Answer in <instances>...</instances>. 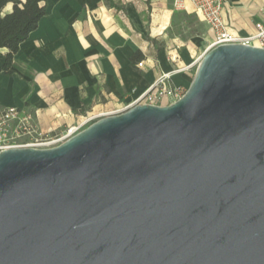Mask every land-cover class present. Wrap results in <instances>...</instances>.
<instances>
[{
  "label": "water",
  "instance_id": "water-1",
  "mask_svg": "<svg viewBox=\"0 0 264 264\" xmlns=\"http://www.w3.org/2000/svg\"><path fill=\"white\" fill-rule=\"evenodd\" d=\"M0 264H264V47H212L172 103L1 151Z\"/></svg>",
  "mask_w": 264,
  "mask_h": 264
},
{
  "label": "crops",
  "instance_id": "crops-1",
  "mask_svg": "<svg viewBox=\"0 0 264 264\" xmlns=\"http://www.w3.org/2000/svg\"><path fill=\"white\" fill-rule=\"evenodd\" d=\"M113 2L117 6L48 0L46 14L14 56L13 73H0V107L25 108L44 133L56 134L89 116L122 111L164 72L184 93L214 38L194 5L176 10L172 0ZM11 10L8 4L4 13ZM263 12L264 0L224 1L227 27L240 35L254 33ZM137 52L143 56L133 66Z\"/></svg>",
  "mask_w": 264,
  "mask_h": 264
},
{
  "label": "built area",
  "instance_id": "built-area-1",
  "mask_svg": "<svg viewBox=\"0 0 264 264\" xmlns=\"http://www.w3.org/2000/svg\"><path fill=\"white\" fill-rule=\"evenodd\" d=\"M224 1L172 0V3L176 10L186 9L187 2H191L194 5L195 10L202 16L214 33V38L210 45L211 48L228 43H243L264 47V12L261 18L255 22L254 33L240 35L231 32L227 27L223 18ZM138 66L142 67L143 62H140ZM182 95L181 89L174 86L172 82V73L164 72L151 83L135 102L130 103L117 113L126 111L135 104L164 105L165 102L172 103L174 99L180 98ZM96 118V116H89L81 123L69 126L59 133L47 134L40 129L33 113L29 110L17 106L0 107V152L14 147H54L81 131L87 123Z\"/></svg>",
  "mask_w": 264,
  "mask_h": 264
},
{
  "label": "trees",
  "instance_id": "trees-1",
  "mask_svg": "<svg viewBox=\"0 0 264 264\" xmlns=\"http://www.w3.org/2000/svg\"><path fill=\"white\" fill-rule=\"evenodd\" d=\"M106 1L111 6H117L113 0ZM47 2L48 0H0V55L3 49L8 50L4 63L0 65V73H13L14 56L19 51L20 44L38 27L46 14ZM8 4H12V10L4 13ZM142 56L140 52L134 54L131 57L132 65L135 66Z\"/></svg>",
  "mask_w": 264,
  "mask_h": 264
},
{
  "label": "rangeland",
  "instance_id": "rangeland-1",
  "mask_svg": "<svg viewBox=\"0 0 264 264\" xmlns=\"http://www.w3.org/2000/svg\"><path fill=\"white\" fill-rule=\"evenodd\" d=\"M177 19H180V17H177ZM193 22H194V23L197 22L198 25H197V28H196V29H197V30H201V28L203 27V25H202L201 23H199V21H198L197 19H195V18L192 20V23H193ZM196 68H197V67H196ZM195 71H196V69H195ZM195 71H194V74H195ZM193 77H194V76H193ZM192 79H193V78H192ZM187 89H188V88H187ZM187 89H186V90H187ZM186 90H185V91H186ZM183 94H184V93H183ZM177 99H178V98H177ZM177 99H174V101H176ZM174 101H172V102H174ZM97 119H98V118H96V119L92 120L91 122L87 123V124L85 125V127H87L88 125H90L92 122H94V121L97 120ZM81 122H82V121H81ZM81 122H79V123H81ZM77 124H78V123H77ZM77 124H75V125H77ZM85 127H84V128H85ZM84 128H83V129H84Z\"/></svg>",
  "mask_w": 264,
  "mask_h": 264
}]
</instances>
